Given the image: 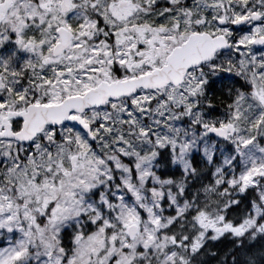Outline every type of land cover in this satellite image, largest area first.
<instances>
[{
  "label": "snow or ice",
  "instance_id": "snow-or-ice-1",
  "mask_svg": "<svg viewBox=\"0 0 264 264\" xmlns=\"http://www.w3.org/2000/svg\"><path fill=\"white\" fill-rule=\"evenodd\" d=\"M0 264H264V0H0Z\"/></svg>",
  "mask_w": 264,
  "mask_h": 264
}]
</instances>
